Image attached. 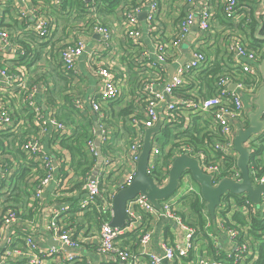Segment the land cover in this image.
I'll return each mask as SVG.
<instances>
[{
  "label": "built area",
  "instance_id": "1",
  "mask_svg": "<svg viewBox=\"0 0 264 264\" xmlns=\"http://www.w3.org/2000/svg\"><path fill=\"white\" fill-rule=\"evenodd\" d=\"M84 11H88L89 19L86 28L90 25L93 33L99 34L104 42V49L111 46V30L99 18L95 7L97 0H81ZM249 0H206L203 6H198L194 0H185L186 9L182 1L177 0L174 13L178 14L176 25L168 39L157 37V23L163 0H124L125 29L128 48L143 50L135 64L148 67L153 75H146L140 80L141 92L136 93L135 105L132 113L126 117L129 126V143L123 153L121 163H116V152L101 151V143L108 141V133L102 124L94 125L85 141L88 153L94 157L95 163L86 177V193L80 200L75 214L86 212L95 207L103 217H99V234L97 251L103 255L111 256L118 260L117 264H253L259 257L255 238L250 234L251 224H237L233 215L239 211V206L233 193L226 192L221 197L220 205L216 208V218L213 219L207 208L200 185L193 179L189 171H185L180 178L177 190L169 197L159 200L161 207L157 208L150 199L142 193L128 200L126 212L128 219L123 227H113L109 223L113 214V199L115 193L108 198L98 199L102 195L103 181L112 171H120L123 181L120 188L130 185L136 176L137 163L140 158L145 130L162 121V127L167 126L177 133L176 126L183 123L184 128L191 126L193 121L202 118L201 122H210L212 132L208 134V144L202 148H196L191 144H182L174 147L172 154L168 156L164 165L157 169L162 162L161 144L156 135L152 138V150L147 166V174L159 187H164L170 178V170L174 159L178 155L189 154L199 160L201 168L212 175L213 183H218L223 178L236 182L243 181V175L238 165L226 166L229 158L237 160L238 153L234 148V140L237 131L250 124V109L246 104L257 106L256 99L259 89L263 84L260 66V55L264 53L249 47V41L241 35H234L227 41V49L231 55L230 67L232 71L218 74L210 94H206L199 72L208 68L209 53L214 42L213 22L217 17L228 20L237 19L241 3ZM62 0H42L37 4L29 5V0H0V23L10 14V9L18 11L16 15L21 21V26L15 28L17 35L23 32L45 37L50 31V15L54 7L61 8ZM12 11V12H13ZM146 12L144 19L140 14ZM264 13V12H263ZM198 25V31L194 38L189 36L194 33V25ZM151 39V44L145 43V38ZM264 37V34H261ZM189 42V51L186 60L180 64L184 55L183 45ZM141 49V48H139ZM86 42L76 38L68 42L60 51V57L64 69L69 72L75 69L77 60L85 54ZM26 54L24 47L14 44L12 33L6 28L0 27V92L3 94L0 100V131L11 128L14 133L17 129L25 127L26 118L15 119L13 98L19 99L20 104L31 112L37 131L32 136H25L18 144V149L24 152V160L36 163V170L41 172L33 183L34 192L30 205L37 204L39 209L45 202L47 193L63 195L61 202L53 208L47 229L53 233L58 246L41 248L33 232L38 229V219H23L21 213L8 208L0 220V264H17L24 256L28 264H46L48 261L65 260L74 263L83 259L82 249L84 244L90 241L89 236H81L76 227L63 226L61 219L68 213L72 214L73 205L65 200L68 189V178L59 175V165L68 163L70 155L60 147L59 141L52 142L51 133H70L68 125L56 116L53 105H50L51 93H45L40 100L36 98V89L26 80V73L21 68L17 72L12 71L5 64L8 60H16L20 55ZM95 51L88 52V63L100 77L101 86L98 93L89 99L92 110L99 112L104 104L112 101H121L122 81L109 64L95 63ZM263 60V59H262ZM261 60V61H262ZM174 67L170 74V67ZM45 72H43V75ZM250 82L247 83V77ZM155 77L153 80L152 78ZM145 82V85H143ZM201 85V89L197 86ZM234 85V86H233ZM233 86V88H231ZM72 94V93H71ZM70 100L72 97L70 95ZM74 107L82 112L84 99L82 95L75 102ZM127 103L126 106H128ZM123 106V107H126ZM50 108V109H49ZM256 109V110H257ZM255 110V111H256ZM252 111V110H251ZM264 120V111L261 115ZM125 121V119H124ZM101 131V133H100ZM260 134L264 135V126ZM258 134V135H260ZM257 136V135H256ZM255 136V137H256ZM48 137L50 142L59 145V150L47 147L43 139ZM58 135L56 140L62 139ZM17 139V138H16ZM253 140V139H252ZM250 140L247 145L251 152L254 147ZM172 144L167 146L170 150ZM68 153V152H67ZM0 147V157L2 156ZM53 154L56 155L54 159ZM60 154V157H58ZM69 154V153H68ZM232 159V160H233ZM259 159L264 160L259 156ZM57 161V165L55 163ZM15 161L18 160L15 158ZM15 162V164H16ZM99 165V169L97 166ZM68 167V166H66ZM250 176L253 184L264 183V168L258 163H249ZM14 168L10 172L2 171L0 167V186L2 181L11 177ZM183 187V188H181ZM4 190H7V186ZM180 190V191H179ZM179 191V192H178ZM193 193L199 200L201 218L204 223L203 230L198 223L192 224L183 215L186 211L184 197ZM65 194V195H64ZM246 203L242 213L250 221L257 216L260 206H264V194L259 205L254 204L246 195ZM170 221L173 224L172 237L163 238L160 252L151 250L150 244L154 238L156 229L153 222ZM31 230L32 235L19 236L17 229L23 227ZM124 237H132L135 245H125L120 242ZM23 239V243L17 240ZM212 246V247H211ZM71 248L70 251L67 249ZM137 248V249H136ZM143 257V258H142ZM167 263H164V260ZM112 260H109L108 264ZM87 263L89 264L88 260Z\"/></svg>",
  "mask_w": 264,
  "mask_h": 264
},
{
  "label": "crops",
  "instance_id": "2",
  "mask_svg": "<svg viewBox=\"0 0 264 264\" xmlns=\"http://www.w3.org/2000/svg\"><path fill=\"white\" fill-rule=\"evenodd\" d=\"M8 1V0H7ZM11 1V0H10ZM42 0H29V5L32 6L34 3L37 4ZM100 1V0H97ZM184 8L186 9L185 0H181ZM188 1V0H187ZM206 0H194L198 6H203ZM177 0H163L158 23H157V37L161 39H168L171 35L173 28L175 27L178 14L174 13V6ZM84 6L79 0H62L61 8L54 7L53 12L49 16L50 18V31L47 36L41 37L34 35L33 33L23 32L21 35H17L16 31L12 34L14 39V44L18 47H24L26 49V54L19 56L16 60H8L5 62L6 65L12 71L17 72L19 69H23L26 73V80L31 84L32 88L36 89L37 100L45 96V93H52L53 98H56L53 105V109L58 113H63L68 116V112L76 118L78 125L82 124L88 127V131L91 127L97 124H102L108 133V142L105 144L106 150L110 149V153H118V157H115L116 163H121L123 160V153L125 152L129 143V132L131 127L129 126V121L125 122L126 117L120 112L119 106H123L125 103H129L134 106L136 93L141 92L142 85L140 80L146 75H153V71L148 67L140 65L138 67L135 64V60L139 58L143 50V46L139 48L130 47L128 48V43L126 39V29L124 26L125 8L123 3L113 12L109 13L102 11L97 13L98 18L106 25L110 27L111 30V46L107 49L104 45L103 39L99 34L93 33L90 25L86 28V22L89 19L88 11H84ZM10 9V14L5 19V24L11 31H14L16 27L20 25L21 21L18 20L16 15L18 11H13ZM264 0H249L248 2L241 3L240 10L238 13V18L233 20H228L224 17H217L213 22V34L214 42L212 43V48L208 50V53L212 56V60L222 61L223 59L230 66L231 55L227 49V41L234 35L242 36L246 41L250 39V22L251 19L258 21L259 28L263 29L264 32ZM10 25V26H9ZM264 34V33H261ZM76 38L84 39L86 42V51L76 63L75 69L67 72L64 69L63 62L60 57V51L70 41ZM229 39V40H228ZM151 39L146 36L145 43L147 45L151 44ZM95 51L94 62L101 64H109L113 67L114 71L117 73V77L122 84L123 90H125L128 98V102L122 101L125 99V95L122 93L121 103L119 105L106 103L104 104L101 111L96 112L92 110L89 99L96 93L101 86L100 77L95 72L94 68L88 63V52ZM54 58H58V62L55 63ZM19 60H24L20 62ZM2 57L0 56V62ZM225 65V64H224ZM43 72L45 74L43 75ZM173 72V67H170V74ZM153 80L155 77L152 78ZM129 82L130 91L128 92V87L125 86ZM202 84L197 86L201 89ZM77 89L84 99V106L82 112L78 111L72 101L67 100L70 98L71 90ZM132 94L134 98H132ZM3 94L0 92V100ZM14 111L23 110L26 114V108L23 107L19 99L13 98ZM246 104L249 109L255 111L257 106L250 104L247 100ZM50 109V108H49ZM250 110V112H252ZM199 121L202 118H198ZM9 128V127H8ZM128 128V130H127ZM23 130V131H22ZM17 139L14 138L13 133L6 138L2 137L0 134V147L2 153L11 163V167L15 168V157L14 154L17 151L18 144L22 142L19 137L25 138V136H32L36 132L32 129L31 132L26 133V128L17 129ZM9 133V132H8ZM44 144L49 147L50 142L48 137L43 139ZM101 146V145H100ZM109 147V148H108ZM59 145L51 144V149L59 150ZM106 150L104 154H106ZM64 154L69 155L67 152ZM264 159V154L261 155ZM70 173L73 174L71 171ZM123 181L120 177V171H112L109 177L103 181V193L102 196L108 198L109 195L115 193ZM82 190L84 193L79 195L77 187H71L66 191V197L69 198L70 203L74 206L77 205L86 193V188L83 185ZM62 194L56 196L55 193H47L46 202L37 210V221L38 229H36L33 234L34 238L38 240V244L41 248L47 249L51 246H58L59 242L55 240L53 233L47 229V225L51 220V215L53 208L56 207L62 198ZM3 197V196H2ZM79 205V204H78ZM98 217L95 216L94 207L89 208L86 212L82 214H75L72 210V214L68 213L65 217L61 219V224L63 226H74L76 230L79 231L81 236H89L90 241L84 244L82 249L83 259H78L74 263H69L65 260L58 261H48L46 264H117L118 260L108 255H103L97 251L99 234ZM153 226L156 229L150 248L152 251L160 252V241L163 238L170 239L172 237L173 224L170 221H159L153 222ZM132 237H124L120 239V242L125 245H135V241L131 239ZM137 249V248H136ZM69 250V249H68ZM70 251V250H69ZM143 258V257H142ZM21 261L17 264H28L24 256L20 257ZM122 264V263H119Z\"/></svg>",
  "mask_w": 264,
  "mask_h": 264
},
{
  "label": "trees",
  "instance_id": "3",
  "mask_svg": "<svg viewBox=\"0 0 264 264\" xmlns=\"http://www.w3.org/2000/svg\"><path fill=\"white\" fill-rule=\"evenodd\" d=\"M34 1V0H33ZM80 3L84 4L81 0H79ZM124 0H100L96 1V4H89L90 7H95L96 10H104L109 13H113L123 2ZM100 12V11H99ZM0 27H6L12 34L15 33L14 31H11L5 24V19L1 20ZM258 21H254V19H251L250 22V32L249 36V47L258 51H262L264 47V37H261V33L263 32L262 26L259 28ZM10 26V25H9ZM212 56L209 54L208 59V68L202 70L199 72V75L201 76V80L203 83V88L206 94H210L213 88V85L216 77L218 74L222 73H228L233 70L227 62L224 61V64H222V61L211 59ZM264 58V53L260 55V62ZM21 63L24 62V60H19ZM247 83L250 82V76L247 77ZM67 100H70V98H66ZM56 98H53L51 93L50 102L52 104L55 103ZM71 101V100H70ZM112 104L119 105L121 101H112L110 102ZM121 107V113L124 115V117H128L132 113L133 105L132 103L129 104L126 107ZM15 119L20 118H26V133L31 132L33 129L35 132L37 131V127L35 123L33 122V115L31 112L26 110V114L23 110H16L14 111ZM68 116H65L63 113H57L56 116L64 121L68 127L71 129L70 133L66 135H61V133H55L53 131L51 133L52 137H49L52 142L59 141L60 147L63 150H66L70 155V161L68 163H61L59 166V175L63 176L64 178H68V189L72 186L77 187V190L79 192V195H82L84 193V190H82L83 185L85 184L86 177L90 173L94 163L95 159L92 157L85 147V141L88 136L92 135L91 132L92 127L88 131V127L79 124L76 118L71 114V112H68ZM125 122L126 119H125ZM104 126V125H103ZM105 127V126H104ZM167 127V126H166ZM163 128L166 139L161 144L162 149V162L157 167L158 170L164 165L166 159L169 155L172 154V150L174 147L180 146L182 144H191L195 146L196 148H202L206 144H208V134L212 132L211 129V123L205 122L202 123L199 121V119H195L191 126H188L184 128L183 123L178 124L175 128L178 131L175 134L171 133V128ZM10 129L7 128L6 130H1L0 134L2 137L6 138L10 135ZM128 130V128H127ZM23 131V130H22ZM129 131V130H128ZM9 132V133H8ZM92 133V134H90ZM30 134V133H28ZM14 138H17V133H13ZM58 135L63 136L62 139L56 140ZM156 135V134H155ZM108 142V141H107ZM101 143V151L104 154L106 148L105 144L107 143ZM169 144H172V147L170 150L167 151V146ZM252 147H254V152L252 153L251 159H250V165L253 163H258L259 165L263 166L264 168V160L259 159L260 155L264 154V135L260 134L253 138L251 141ZM109 148V147H108ZM110 149L106 150V152H109ZM14 157L18 160L15 164L14 173L11 177H6L4 181H2V185L0 186V216L3 217L5 211L10 207L18 210L21 213V216L23 219H34L37 217L38 214V208L37 204L30 205L31 197L34 192V184H36V180L38 179L39 175L41 176V172L36 170V163L27 162L24 160V152H22L21 149L17 148V151L14 154ZM60 157V154L59 156ZM233 159V158H232ZM229 158L226 162V166L230 165H237V160ZM8 158L5 157L4 154L0 157V167L2 171L5 170L7 172H10V169L12 168L10 165L11 163L8 162ZM68 166V167H66ZM73 172L70 173V172ZM7 186V190H4ZM66 189V190H68ZM3 196V197H2ZM234 196L235 200L237 201V204L239 206V211H237L233 215V219L236 221L237 224L246 225L247 223L251 224L250 227V234L255 238L256 246L258 249L259 257L257 261H255L253 264H264V206H260V210L257 216H253L251 220L249 221L245 215H243L242 210L246 203V196L239 194H232ZM184 205L186 207V211L183 212V215L188 218L189 221L192 219V224L198 223L201 227V232H204L203 227L204 223L201 218V207L199 200L197 197L190 193L187 196L184 197ZM65 200L69 201L68 197H65ZM79 202V200H78ZM79 204V203H78ZM78 204L74 206V215L77 212ZM95 216L96 217H103V215L100 214V212L97 210V208L94 207ZM0 217V220H1ZM98 223H100V220H98ZM19 233H17L19 236H28L32 235V231L25 229V225L23 227H19L17 229ZM34 235V234H33ZM18 243H23V239L19 238L17 240ZM212 247V246H211Z\"/></svg>",
  "mask_w": 264,
  "mask_h": 264
},
{
  "label": "water",
  "instance_id": "4",
  "mask_svg": "<svg viewBox=\"0 0 264 264\" xmlns=\"http://www.w3.org/2000/svg\"><path fill=\"white\" fill-rule=\"evenodd\" d=\"M141 19L146 17V12L141 13ZM194 33L189 36V40L194 38L195 32L198 31V25L193 27ZM189 51V42L183 45L184 55L180 59V64L186 60V54ZM174 70V67H173ZM259 70L262 75L263 84L261 85L256 99L258 109L250 112V124L245 128H240L237 131L234 148L238 153L237 165L240 168L243 181L236 182L228 178H223L218 185L213 183L212 175L206 173L200 166L199 160L187 153L178 155L170 170V178L164 187H159L154 180L147 174V166L150 160L152 150V138L162 128V121H158L154 126L148 127L145 130L144 143L140 158L137 163V172L130 185L119 188L114 195L113 199V214L110 224L113 227H123L128 219L126 206L128 200L134 198L137 194H145L150 201L160 208L159 200L169 198L178 188L180 178L185 171H189L193 179L200 185L201 193L207 203V208L213 219L216 218V208L220 205L221 197L224 193L230 192L236 195L246 194L251 201L259 205L264 194V183L254 185L250 176L249 163L252 152L247 143L252 140L256 135L260 134L264 126V120L261 115L264 111V58L260 63ZM234 86V85H233ZM233 86L231 88H233ZM101 133V131H100ZM54 159L56 155L53 154ZM57 165V161L55 160ZM99 169V165L97 166ZM67 249H71L68 248ZM167 263V260H164Z\"/></svg>",
  "mask_w": 264,
  "mask_h": 264
},
{
  "label": "rangeland",
  "instance_id": "5",
  "mask_svg": "<svg viewBox=\"0 0 264 264\" xmlns=\"http://www.w3.org/2000/svg\"><path fill=\"white\" fill-rule=\"evenodd\" d=\"M54 61H55V63H57L58 62V58H54ZM122 84H124V82L122 81ZM143 85H145V82H143ZM125 86H127L128 87V92L130 91V86H129V82L128 83H126L125 84ZM122 93L125 95V99H122V101H124V102H128L129 100H128V98H127V94H126V92H125V90H123V88H122ZM72 93V94H71ZM71 93H70V95H71V97H72V101H76L78 98H80L81 97V93L79 92V90H77V89H74V90H71ZM121 98H122V94H121V96H120ZM56 98H58V97H56ZM132 98H134V95L132 94ZM127 105V103H125V104H123V106H126ZM119 109H120V106L118 107ZM251 110V109H250ZM124 116V115H123ZM166 126H163L162 128H161V130L158 132V133H156V138L158 139V141L160 142V143H163L164 141H165V139H166V135H165V132H164V130H162L163 128H165ZM167 128V127H166ZM171 133L173 134V130H171ZM20 138V137H19ZM22 139H23V137H22ZM21 139V140H22ZM181 188H183V187H181ZM180 191V190H179ZM178 191V192H179Z\"/></svg>",
  "mask_w": 264,
  "mask_h": 264
},
{
  "label": "bare ground",
  "instance_id": "6",
  "mask_svg": "<svg viewBox=\"0 0 264 264\" xmlns=\"http://www.w3.org/2000/svg\"><path fill=\"white\" fill-rule=\"evenodd\" d=\"M97 198H98V199H104V198H105V196L98 195V196H97Z\"/></svg>",
  "mask_w": 264,
  "mask_h": 264
},
{
  "label": "clouds",
  "instance_id": "7",
  "mask_svg": "<svg viewBox=\"0 0 264 264\" xmlns=\"http://www.w3.org/2000/svg\"><path fill=\"white\" fill-rule=\"evenodd\" d=\"M116 192H117V191H116ZM116 192H115V193H116Z\"/></svg>",
  "mask_w": 264,
  "mask_h": 264
}]
</instances>
